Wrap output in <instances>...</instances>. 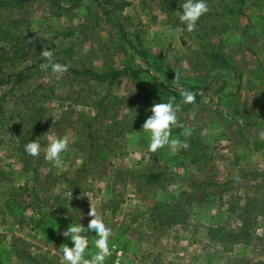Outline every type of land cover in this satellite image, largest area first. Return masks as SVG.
<instances>
[{
	"label": "rangeland",
	"instance_id": "1",
	"mask_svg": "<svg viewBox=\"0 0 264 264\" xmlns=\"http://www.w3.org/2000/svg\"><path fill=\"white\" fill-rule=\"evenodd\" d=\"M151 2L173 46L150 12L137 16L141 0H0V264H60L64 230L82 214L86 227L91 206L112 229L106 264L263 263L264 205L247 203L245 183L253 167L264 173V0H207L191 32L178 21L183 0ZM45 48L66 72L42 67ZM162 84L171 92L150 94ZM177 87L196 93L171 130L187 147L150 152L142 123L157 95L181 102ZM53 133L74 141L59 167L24 151ZM148 171L159 179L147 184ZM232 206L249 237L211 240L210 227H240Z\"/></svg>",
	"mask_w": 264,
	"mask_h": 264
},
{
	"label": "clouds",
	"instance_id": "2",
	"mask_svg": "<svg viewBox=\"0 0 264 264\" xmlns=\"http://www.w3.org/2000/svg\"><path fill=\"white\" fill-rule=\"evenodd\" d=\"M208 10L207 0H183L180 4V11L177 12L178 21L183 26L182 30L193 31L197 21ZM39 53L46 60L42 67L50 66L53 74L68 70V64L54 60L51 48H45ZM175 78H178L177 73H175ZM176 91L182 98L181 102H177L176 96H169L166 100L154 102L148 109L151 114L142 123L141 129L148 137L147 150L150 152H156L166 145L173 151L178 147H187L186 143L172 135L171 130L178 126L177 113L181 109V104L193 103L196 93L189 88L180 90L177 87ZM187 134L185 132V135ZM258 135L264 138V130H261ZM73 142L67 134L53 133L46 144H42L40 137L29 140L24 145V151L33 157L43 151L44 158L59 167L62 163V155L68 151ZM81 216L77 222L72 221L63 232V235L72 243L71 246L64 243L59 247L60 264H106V259L112 255V250L115 248V245L111 243L113 235L111 227L105 223L103 216L97 212L95 206L89 207L87 216L90 219L86 227L79 222ZM90 234L95 238L90 240ZM90 245L95 251H86Z\"/></svg>",
	"mask_w": 264,
	"mask_h": 264
},
{
	"label": "trees",
	"instance_id": "3",
	"mask_svg": "<svg viewBox=\"0 0 264 264\" xmlns=\"http://www.w3.org/2000/svg\"><path fill=\"white\" fill-rule=\"evenodd\" d=\"M132 70H134V73H136L135 75H137L140 72V69H132ZM88 73H90L92 76L98 77L100 79H102L106 75H109V73L104 74V75L101 74V73H94V72L92 73V71H90V72L88 71ZM119 73H120V71H113L112 72V74H113L112 76L115 77V76L119 75ZM16 76L18 77L19 75L17 74ZM26 77H27V75H23V79L26 78ZM161 89H164L163 92H167V93L171 92L169 90V87H167L166 85L162 84V85H159V87H155V88L153 87L150 90V94H155L156 92L160 91ZM163 92H160V93H163ZM160 101H161L160 96L157 95L156 96V102H160ZM194 154H196V153H193V155ZM193 160L195 161V159H193ZM159 177H160V173L159 172L148 171L144 175V181L147 184H150L152 182H156L159 179ZM247 203H250V205H252V208H254L256 206L254 204L255 202H252L250 199H248ZM258 205L261 206V202H259ZM262 205H264V203ZM231 210L234 213H236L238 218L241 220L242 223H241L240 227H238L236 230L228 229V228H226L224 226L210 227L209 231H208V234H209L208 237L211 238V240H215L217 242H222V243H228V244L231 245L232 243H235V242H242L243 240H246L249 237V234H250L249 227H250L251 224H250V219H247L245 217L244 208H241V206L240 207L239 206L238 207L232 206ZM172 216H176V215L175 214L170 215L168 217V219L173 221V222L181 221L180 218L173 219ZM181 216H182V218H185V215H181Z\"/></svg>",
	"mask_w": 264,
	"mask_h": 264
},
{
	"label": "crops",
	"instance_id": "4",
	"mask_svg": "<svg viewBox=\"0 0 264 264\" xmlns=\"http://www.w3.org/2000/svg\"><path fill=\"white\" fill-rule=\"evenodd\" d=\"M147 7L150 9H148ZM149 12L150 14H152L151 28L153 29V27H156V28L159 27L161 31H163V35L161 36V38H163L162 40H164L165 46H168L171 42L174 43L172 36L168 34V31H171L172 29L171 28L172 25L168 22L167 12L165 8L162 6H158L155 2L154 3L151 2L150 5H148L147 0H141V5L139 6L137 16H139V18L145 17V16H148ZM156 15H157V18L155 21L154 18L156 17ZM172 43L171 45L173 46ZM178 43L181 46V49L184 50V52H186V54L191 53L192 47L186 37L184 36L181 37ZM260 168L262 167H257V168L253 167L251 169L250 175L255 176L256 181H251V183H245V184H247L246 191L249 192L248 196H252L250 200L254 199L256 200V202H258L260 199L259 202L264 203V173L260 171L261 170ZM236 178L241 179V177L239 176H237ZM249 180H253V179H249ZM260 216L264 218V208ZM252 264H257V263H254L253 261ZM262 264H264V261Z\"/></svg>",
	"mask_w": 264,
	"mask_h": 264
}]
</instances>
